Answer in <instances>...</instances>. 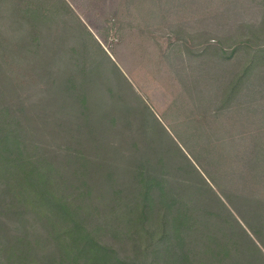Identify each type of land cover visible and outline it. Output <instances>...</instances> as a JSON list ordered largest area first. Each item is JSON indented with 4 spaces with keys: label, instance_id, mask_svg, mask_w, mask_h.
Masks as SVG:
<instances>
[{
    "label": "trees",
    "instance_id": "obj_1",
    "mask_svg": "<svg viewBox=\"0 0 264 264\" xmlns=\"http://www.w3.org/2000/svg\"><path fill=\"white\" fill-rule=\"evenodd\" d=\"M71 13L0 0V264H264V119L173 136ZM209 53L240 69L203 120L264 115V22Z\"/></svg>",
    "mask_w": 264,
    "mask_h": 264
},
{
    "label": "rangeland",
    "instance_id": "obj_2",
    "mask_svg": "<svg viewBox=\"0 0 264 264\" xmlns=\"http://www.w3.org/2000/svg\"><path fill=\"white\" fill-rule=\"evenodd\" d=\"M64 2L72 12L63 19L65 24L72 27L73 18H78L85 25L173 136L185 141L194 134L218 133L232 140L246 139L263 124L258 109L254 115L245 109L203 120L204 109L212 105L209 101L215 103L224 88L223 72H238L240 62L235 63V57L221 61L212 53L199 56V51L221 44L230 53L235 41L264 22V0ZM54 35L50 32L47 37ZM188 145L197 150L195 143Z\"/></svg>",
    "mask_w": 264,
    "mask_h": 264
}]
</instances>
